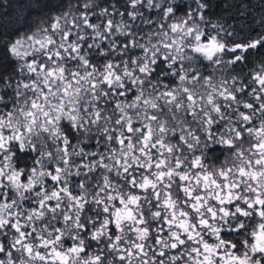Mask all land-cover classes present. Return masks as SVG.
Here are the masks:
<instances>
[{
  "label": "snow or ice",
  "instance_id": "snow-or-ice-1",
  "mask_svg": "<svg viewBox=\"0 0 264 264\" xmlns=\"http://www.w3.org/2000/svg\"><path fill=\"white\" fill-rule=\"evenodd\" d=\"M26 7L0 30V264H264V34L209 0Z\"/></svg>",
  "mask_w": 264,
  "mask_h": 264
},
{
  "label": "trees",
  "instance_id": "trees-1",
  "mask_svg": "<svg viewBox=\"0 0 264 264\" xmlns=\"http://www.w3.org/2000/svg\"><path fill=\"white\" fill-rule=\"evenodd\" d=\"M47 2L54 13L61 10L56 7L61 0H47ZM28 3L29 0H0V26H4L0 30L11 32L17 29L20 33H27L34 28L43 17L35 11L30 12L26 7ZM209 3L211 5L209 18L213 21L220 18V22L225 24L228 31L235 30L237 35L233 39L238 42L246 38H255L258 33L264 34V24L260 23L261 18L264 17V0H209ZM224 58L228 59L227 56ZM241 67L242 65H237L236 71L231 74L235 75ZM250 69L251 65L244 68V71L248 72Z\"/></svg>",
  "mask_w": 264,
  "mask_h": 264
}]
</instances>
